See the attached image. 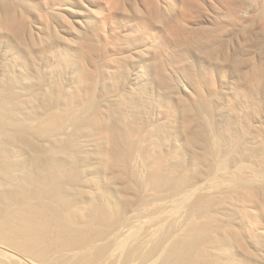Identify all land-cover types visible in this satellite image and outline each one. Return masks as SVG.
I'll use <instances>...</instances> for the list:
<instances>
[{
    "label": "bare ground",
    "instance_id": "bare-ground-1",
    "mask_svg": "<svg viewBox=\"0 0 264 264\" xmlns=\"http://www.w3.org/2000/svg\"><path fill=\"white\" fill-rule=\"evenodd\" d=\"M63 2L0 0V264H259L263 106L252 96L238 114L230 106L237 117L217 137L192 126L199 106L213 108L202 93L212 79L188 48L214 52L218 42L187 27L201 0L174 9L133 0L135 14L116 23L129 49L104 63L94 30L78 47L43 43L36 28ZM109 14L103 26L113 24ZM158 32L172 48L153 50ZM135 49L139 60L119 62ZM253 68L237 61L247 78ZM177 73L199 106L174 108L183 103ZM236 191L242 216L228 201Z\"/></svg>",
    "mask_w": 264,
    "mask_h": 264
},
{
    "label": "rangeland",
    "instance_id": "rangeland-1",
    "mask_svg": "<svg viewBox=\"0 0 264 264\" xmlns=\"http://www.w3.org/2000/svg\"><path fill=\"white\" fill-rule=\"evenodd\" d=\"M64 1V6L56 7L58 15L46 21L39 29L36 28L43 43L48 48L52 49L55 42L61 47H66V45L78 47L92 35L94 30L99 47L101 46L107 55L105 59H102L103 63L111 58L113 53L116 55V52L121 49H129L126 45H120L123 41L121 39L119 42L120 32L123 28L116 29V23L122 16L135 14L136 5L133 0ZM181 1L160 0V4L162 6L166 5L169 9H174ZM201 3L199 16L187 22V27L200 29L198 31L204 33L203 36L205 32L208 33L209 35L206 34L203 37V41L207 43L210 41L209 39L214 43L218 42L214 47V52L204 53L193 47L188 49L192 59L211 69L209 78L212 79V85L210 88L207 85L203 86L202 93L212 100L213 108L206 110L203 106H199L196 91L186 82L185 76L178 73L177 77L180 81V95L183 103H176L174 108L183 111L186 109L187 103L194 107L199 106L197 117L192 121V126L198 129L200 137H217L218 130L237 117L229 110V107L234 106L237 110L236 114H238L240 106H243L242 101L245 104L246 99L252 96V98L260 100L263 106L259 123L264 131V0H201ZM173 11L175 13L176 9ZM110 12L113 15L114 22L112 25L106 23L105 27L99 20L103 16L110 15ZM131 27L133 28L134 24L132 26V22H127L125 28L130 29ZM160 34L158 32L154 39H149L151 47L155 43L162 47L165 45L163 39L158 38ZM165 46L169 49L173 47L168 44ZM156 48L157 46H154L153 50L156 51ZM183 48L179 46L178 50L182 51ZM135 50V54H132L133 57L118 59L119 62L131 63L132 60H139L141 52L139 49ZM238 60L253 66L256 74L247 78L242 72L237 71ZM51 62L56 67L58 66L64 78H71V74L64 71V66L60 67L58 59L52 58ZM149 77L153 78V75H149ZM126 80L129 84V79ZM168 118L169 116L165 114L161 120L168 121ZM177 138L179 147L184 146V149H190L185 145L181 136ZM222 143L225 147H228L226 141H222ZM221 191H225L224 185ZM227 196L229 203L233 205L235 210L237 209L236 214L242 216L241 195L236 191L231 194L228 193ZM245 237L250 243L251 249H253L252 234L245 235ZM262 257L257 259L259 264H264V254Z\"/></svg>",
    "mask_w": 264,
    "mask_h": 264
}]
</instances>
